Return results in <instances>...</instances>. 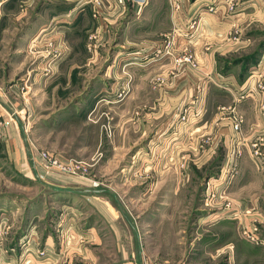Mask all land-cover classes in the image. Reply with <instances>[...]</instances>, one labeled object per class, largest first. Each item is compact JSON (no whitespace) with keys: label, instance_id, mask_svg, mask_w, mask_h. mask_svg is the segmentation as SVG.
Masks as SVG:
<instances>
[{"label":"rangeland","instance_id":"rangeland-1","mask_svg":"<svg viewBox=\"0 0 264 264\" xmlns=\"http://www.w3.org/2000/svg\"><path fill=\"white\" fill-rule=\"evenodd\" d=\"M7 1L0 0V22ZM14 1V12L25 6ZM202 3L204 13L230 26L224 39L235 48L227 65L240 67L247 79H264V0ZM29 10L43 19L24 48L14 49L0 30V80L7 86L23 80L21 94L41 95L38 107L21 118L20 135L35 148L85 162L86 172L77 176L83 178L78 188L49 181L40 168L41 174L25 177L5 157L0 133V264H138V251L149 252L142 253L143 264H264V143L236 140L232 161L225 146H215L202 168L189 161V175L184 172L180 125L204 118L205 106L215 110L214 103H227L229 95L216 94L207 104L206 93L194 94L148 129V117L143 114L139 125L141 114L131 112L132 88L144 77L134 82L132 60L117 63L132 51L121 48L119 32H112L106 48L94 47L96 16L87 23V0H35ZM188 19L183 30L193 33L198 21L190 25ZM168 36L175 41L168 55L174 67L185 65L174 59L187 52L197 64L175 31ZM172 84L152 76L149 87L159 93ZM246 96L236 94L239 100ZM194 104L200 112L184 117L183 108L193 110ZM32 230L40 238L34 257L11 256L17 252L12 247L26 246ZM64 231L74 237L63 240ZM48 234L57 240L51 254L43 245Z\"/></svg>","mask_w":264,"mask_h":264},{"label":"crops","instance_id":"crops-1","mask_svg":"<svg viewBox=\"0 0 264 264\" xmlns=\"http://www.w3.org/2000/svg\"><path fill=\"white\" fill-rule=\"evenodd\" d=\"M8 1L5 6L9 8L2 16L0 30L4 33V37L6 36V40L7 38L12 39L14 49L24 48L29 40L28 35L38 31V24L43 17L37 11L32 13L29 10L30 3L33 4L35 0H20L22 3L20 5L24 4L25 6H22L21 9L18 8L17 12H14L16 9L12 4L14 0ZM182 1L185 10L183 9L176 19L172 13L170 0H144L141 5L126 0L122 2L118 0H87V23L91 20V16H96V20L93 21V33L96 34L93 41L94 47L106 48L112 39V32H119L121 48L132 50L126 55L122 53L116 58V61L121 65L127 60H132V65H135L138 70V75L133 76L134 82H139L140 74L141 77H144L137 84V89L132 88L131 95L133 98L131 112L141 114L137 117L139 125H141L140 117L142 118L144 114L145 117H148L145 126L148 129L156 128L160 125L159 118L163 114L171 115L189 101L194 94L206 93L207 104L216 94L226 96L227 93L229 95H227L229 98L227 103H214L215 110L210 111L209 105L205 106L204 118L196 120L195 123L185 122L180 125L185 127L181 152H184L183 155L186 156L184 172L188 176L190 170L187 164L189 161L194 164L196 169L202 168L204 162L214 152L215 146H225L226 160L232 161L230 153L234 149L236 140L247 142L248 139L258 138L264 143V86L260 88L261 80L264 84V79H262L263 77L247 79L245 71L240 67L232 68L227 65V55L235 48L231 41L224 39L230 26L221 24L217 15L204 13V9H202V5L206 4L202 3L204 0ZM14 2L16 3V1ZM51 17L54 18L52 14ZM187 18H189L188 23L194 19L198 21V26L193 33L183 30L186 29ZM7 20H10L12 25L7 23ZM172 31L180 36H175L178 44H187L193 51L197 60L196 67L188 64L174 67L173 59L162 53L165 38ZM12 32L16 33L14 39L11 36ZM16 64L14 62L13 65ZM15 73V68L12 67L10 79L15 76ZM152 76H162L165 81L170 79L173 84L159 90L158 93L149 87ZM22 82L23 80L13 81L7 86L0 80V133L5 157L15 163L16 171L29 177L35 172L39 174L42 172L39 170L32 142L29 138L20 135L19 128H21V118L24 114L38 107L41 95H38V90L36 92L32 90L30 95L23 93V96L19 90ZM240 90L248 94L243 100L236 97ZM127 102L126 99L125 103ZM238 119L240 120L239 130L236 131L233 125ZM241 144L245 145L246 143L241 142ZM42 171L44 172L43 169ZM47 178L52 182L67 180L70 184L76 185L71 187L77 188L79 184L83 183L81 177L58 171L50 172ZM247 198H243L242 201H248ZM249 200L251 199L249 198ZM74 217L75 215L71 217V220ZM69 226L72 228V225ZM62 234L65 237L63 240L74 237V233L71 234V232L64 231ZM45 238L43 245L46 252L49 254L56 252L54 248V245H57L56 238L51 234L46 235ZM39 241L38 232L32 230L26 246L18 248L19 250L12 247V251L17 252L16 255L12 254L11 256L34 257ZM58 242L60 241L58 240ZM60 245H62V249H59L58 253L64 254L66 249H63L61 242ZM142 253L147 256L149 252H137L138 264L144 263L141 258ZM28 263L26 262V264Z\"/></svg>","mask_w":264,"mask_h":264},{"label":"built area","instance_id":"built-area-1","mask_svg":"<svg viewBox=\"0 0 264 264\" xmlns=\"http://www.w3.org/2000/svg\"><path fill=\"white\" fill-rule=\"evenodd\" d=\"M119 2H122L123 0H118ZM132 3H138V4H143L144 0H131ZM171 2V6H172V13L173 16L176 17L177 19V15L183 12V3L182 0H170ZM193 23L191 22L190 25H192ZM94 39L95 36H91L90 39ZM175 45V41H174V36H167L165 38L164 44H163V49H162V53H164L165 55H170L172 56V51ZM88 47L90 48L91 45L88 44ZM174 62H176L177 64H181L184 63L185 65L188 64L190 66L196 67V61L195 58L193 56L192 53L187 52L184 55L180 56V57H176L174 59ZM197 104L193 105V110H189L190 108L184 109L183 108V115L184 117H187L189 115L190 112L195 111L196 110V114H198L200 111L197 109ZM183 117V118H184ZM239 123L240 120L238 119L235 124L233 125V128L235 130H238L239 128ZM253 147H255V144L253 145ZM34 155L37 157V164L40 168H42L45 172L50 173L52 171H58L61 173H65L67 175H71V176H81L84 175L86 172V168L85 166V162L83 161H79V160H75L74 158H63L62 156L58 155L57 153L54 152H50L47 150H42V149H38L35 148L33 149ZM258 154L257 150L254 151V156Z\"/></svg>","mask_w":264,"mask_h":264}]
</instances>
